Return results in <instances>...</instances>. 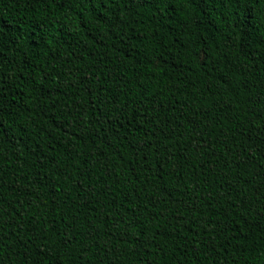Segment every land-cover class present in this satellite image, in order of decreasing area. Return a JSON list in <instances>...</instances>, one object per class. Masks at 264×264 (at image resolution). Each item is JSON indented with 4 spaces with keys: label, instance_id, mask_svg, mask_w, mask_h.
I'll list each match as a JSON object with an SVG mask.
<instances>
[{
    "label": "trees",
    "instance_id": "trees-1",
    "mask_svg": "<svg viewBox=\"0 0 264 264\" xmlns=\"http://www.w3.org/2000/svg\"><path fill=\"white\" fill-rule=\"evenodd\" d=\"M0 264H264V0H0Z\"/></svg>",
    "mask_w": 264,
    "mask_h": 264
}]
</instances>
